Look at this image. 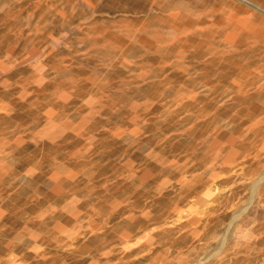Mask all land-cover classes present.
Segmentation results:
<instances>
[{
  "label": "rangeland",
  "instance_id": "374dc122",
  "mask_svg": "<svg viewBox=\"0 0 264 264\" xmlns=\"http://www.w3.org/2000/svg\"><path fill=\"white\" fill-rule=\"evenodd\" d=\"M0 241L264 264V0H0Z\"/></svg>",
  "mask_w": 264,
  "mask_h": 264
},
{
  "label": "crops",
  "instance_id": "0c3cea01",
  "mask_svg": "<svg viewBox=\"0 0 264 264\" xmlns=\"http://www.w3.org/2000/svg\"><path fill=\"white\" fill-rule=\"evenodd\" d=\"M2 244L0 241V249L2 248ZM41 244L45 246V238H43L41 243H34V240L27 239L26 242L22 245L23 251H35L37 250ZM38 246V248H37ZM16 249L14 246L9 248V251L12 253H6L5 255L0 254V264H33L34 261H27V260H21L19 253H14ZM20 251L19 249H17ZM42 264H46V262H43Z\"/></svg>",
  "mask_w": 264,
  "mask_h": 264
}]
</instances>
